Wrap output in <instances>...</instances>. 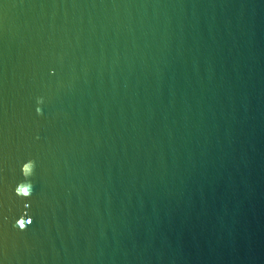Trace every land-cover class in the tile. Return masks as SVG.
<instances>
[{
  "label": "water",
  "instance_id": "water-1",
  "mask_svg": "<svg viewBox=\"0 0 264 264\" xmlns=\"http://www.w3.org/2000/svg\"><path fill=\"white\" fill-rule=\"evenodd\" d=\"M0 264H264V0H0Z\"/></svg>",
  "mask_w": 264,
  "mask_h": 264
},
{
  "label": "clouds",
  "instance_id": "clouds-1",
  "mask_svg": "<svg viewBox=\"0 0 264 264\" xmlns=\"http://www.w3.org/2000/svg\"><path fill=\"white\" fill-rule=\"evenodd\" d=\"M40 100L38 99V103ZM39 112V108L37 109ZM35 162L32 160H28L21 165V175L25 178L23 181L19 182L15 187V193L20 197H30L33 192V186L31 180L29 179L34 174ZM16 220L15 224L19 229L24 230L27 225L32 223L30 220L26 225L22 223H18Z\"/></svg>",
  "mask_w": 264,
  "mask_h": 264
}]
</instances>
